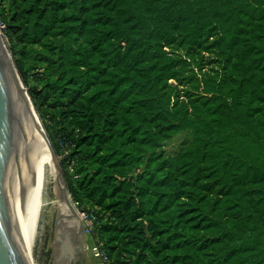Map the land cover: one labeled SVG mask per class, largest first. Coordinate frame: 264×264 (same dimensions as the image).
Returning <instances> with one entry per match:
<instances>
[{"label":"trees","instance_id":"obj_1","mask_svg":"<svg viewBox=\"0 0 264 264\" xmlns=\"http://www.w3.org/2000/svg\"><path fill=\"white\" fill-rule=\"evenodd\" d=\"M0 16L111 264H264V0H0Z\"/></svg>","mask_w":264,"mask_h":264},{"label":"water","instance_id":"obj_2","mask_svg":"<svg viewBox=\"0 0 264 264\" xmlns=\"http://www.w3.org/2000/svg\"><path fill=\"white\" fill-rule=\"evenodd\" d=\"M49 151L58 170L59 193L76 212L81 229L83 220L69 193L60 159L0 31V264H34L22 219L37 181L39 159ZM80 229L71 239L86 251L78 237ZM67 230L61 226L63 241ZM69 246L65 243V257L70 261L74 242Z\"/></svg>","mask_w":264,"mask_h":264},{"label":"bare ground","instance_id":"obj_3","mask_svg":"<svg viewBox=\"0 0 264 264\" xmlns=\"http://www.w3.org/2000/svg\"><path fill=\"white\" fill-rule=\"evenodd\" d=\"M52 188L56 193H52ZM54 208L59 210L66 225L79 226L76 212L59 193L58 170L49 151L44 152L39 159L37 181L30 190L29 202L22 219L23 232L33 261L37 242L42 239L48 217Z\"/></svg>","mask_w":264,"mask_h":264},{"label":"rangeland","instance_id":"obj_4","mask_svg":"<svg viewBox=\"0 0 264 264\" xmlns=\"http://www.w3.org/2000/svg\"><path fill=\"white\" fill-rule=\"evenodd\" d=\"M5 40H6L8 47H9V44H8L6 37H5ZM40 71H41L40 69H33V68H30L28 70L29 84H28V86L25 85L27 89L28 88H32V89L41 88V81H39V79H37L38 75L40 74L39 73ZM24 84H25V82H24ZM28 91H29V89H28ZM41 122H42V124H44L43 121H41ZM54 135H55V133H54ZM190 138H191V135L188 133L180 134V135L176 136L173 140H171L165 146V150L168 153H172V154L177 153L180 151V149L183 147V145L190 140ZM52 193H56L53 188H52ZM53 195L55 196L56 194H53ZM75 207H76V205H75ZM76 209L80 215L79 209L77 207H76ZM52 211L53 212L49 215L48 221H47L46 226L44 228V235H43L42 239L37 242V246H36L35 251H34V264H68L66 257H65V252H66L65 243L68 245V247H70L69 246L70 242L73 241L71 238L73 237V239H74L76 232H78V230L80 229V226L77 227V226H72V225L71 226L66 225L65 224L66 221L60 219V212L57 208H54ZM63 225H65V228L68 229L66 234H65V240L64 241H63V238H62L61 233H60L61 226H63ZM77 228H79V229H77ZM86 228H87V226L83 222V225L81 226L80 234L78 237H80V239L85 244H89V246L92 248L94 245L97 244V242H96V239L93 237L92 232L87 231L88 229H86ZM86 255L87 256L89 255V257H91V261H93V263L90 261L91 263H88V264H106L104 262V259L101 256H97L89 250H86ZM109 259H110V257H109ZM110 261H111V259H110ZM110 264H111V262H110Z\"/></svg>","mask_w":264,"mask_h":264},{"label":"built area","instance_id":"obj_5","mask_svg":"<svg viewBox=\"0 0 264 264\" xmlns=\"http://www.w3.org/2000/svg\"><path fill=\"white\" fill-rule=\"evenodd\" d=\"M6 29V24L5 22L2 20L1 16H0V31L4 34V30ZM5 35V34H4ZM76 205V203H74ZM77 207V205H76ZM78 208V207H77ZM79 209V208H78ZM80 217L83 220L84 224L87 226L86 229H88L87 231H91L93 234L95 225L97 224V216L95 213H91L87 210H80ZM93 227V228H92ZM91 228V229H90ZM86 245V249L93 252L95 255L97 256H101L104 259V262L107 264H110V259H109V255L108 252L106 251V249L103 247V244L101 242H97L96 245H94L92 248L89 246V244H85Z\"/></svg>","mask_w":264,"mask_h":264},{"label":"flooded vegetation","instance_id":"obj_6","mask_svg":"<svg viewBox=\"0 0 264 264\" xmlns=\"http://www.w3.org/2000/svg\"><path fill=\"white\" fill-rule=\"evenodd\" d=\"M73 250H74V252H73L74 254H73V256H71L70 261L68 260V258L66 256V260H67L68 264H88L91 262L93 263V261H91V257H89V255L88 256L86 255V251L83 250L81 248V245L79 243H77L76 241H74V249Z\"/></svg>","mask_w":264,"mask_h":264}]
</instances>
